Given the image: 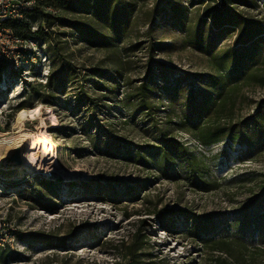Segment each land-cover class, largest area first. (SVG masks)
<instances>
[{"label": "rangeland", "instance_id": "obj_1", "mask_svg": "<svg viewBox=\"0 0 264 264\" xmlns=\"http://www.w3.org/2000/svg\"><path fill=\"white\" fill-rule=\"evenodd\" d=\"M46 1L36 0L37 13L30 19L33 30L41 25L40 13H48ZM123 1L130 15L129 36L120 46L126 48L136 39L143 44L141 50L126 54L124 78L137 80L142 76L149 48L153 46V69L159 86L173 87L179 83L186 91L200 90L195 82L197 76L211 74L213 69L208 57L193 44L202 20L203 6L199 0ZM230 9L264 27V0H254L248 7L233 5ZM200 26L206 47H214L217 53L236 47L240 32L234 26L230 27L235 30L229 31V35L228 32L216 34L210 25ZM43 28L54 37V43L67 42L61 45L62 51L78 68H98L108 74L115 70L114 59H109L108 53L75 43L69 37V29L57 22L51 29ZM41 47L27 46L31 51L26 54L15 51L0 63V133L11 137L22 133L46 134L55 145L54 155L60 169L11 161L15 151L3 154L0 219L10 225L19 245L15 250H0V264H124L120 257L122 244L134 233L140 235L145 247L141 251L143 261L218 264L214 259L219 254L206 252L186 231L182 220H174L173 231L160 226L153 213L160 210L176 214L190 211L210 221L209 235L231 236L237 232L251 246L264 245L258 241V229L264 225V200H260L256 191H251L264 171V138L260 140V149L257 146L250 151L224 141L218 143L223 146L214 154L213 146L200 147L171 126L170 136L186 144L190 153L205 164V178L199 173L191 181L184 175V163L171 164L166 171H158L156 167L121 161L111 155L113 152H96L85 134L81 114H73L71 106L64 102L60 109L48 107L44 99L30 93L31 87L41 88L45 84L49 67L53 65L51 59H45V49ZM124 89L121 87L120 92ZM161 97L167 101L165 95ZM261 100H264V88L245 86L236 118L252 114ZM165 102V111L157 117V129L164 132L168 128L164 117L171 113ZM21 103L28 108L17 112L15 109ZM121 112L108 126L114 137L133 147L155 146L153 131L144 133L142 125H124L127 113ZM20 143L21 158L29 151L31 141ZM154 159L153 164L158 157ZM40 178L53 182L52 197L45 198L43 189L40 198L29 194L33 187L39 188ZM105 181L112 188H106L107 193L99 195L97 185L107 187L109 184ZM228 262L231 263L230 259Z\"/></svg>", "mask_w": 264, "mask_h": 264}, {"label": "trees", "instance_id": "obj_2", "mask_svg": "<svg viewBox=\"0 0 264 264\" xmlns=\"http://www.w3.org/2000/svg\"><path fill=\"white\" fill-rule=\"evenodd\" d=\"M253 2L199 0L203 6L202 20L193 44L208 57L213 73L197 76L195 82L200 85L197 92L194 89L186 91L179 83L173 87L157 84L153 69V46L149 48L142 76L137 80L124 78L126 54L141 50L143 44L136 39L126 48L120 46L129 36L130 15L128 5L123 0H47L46 8L56 10L59 16L40 13L41 25L33 30L30 19L37 13L35 7L27 14L25 21L7 26L17 37L44 47L46 60L53 62L45 84L40 85L41 88L31 87L30 93L44 99L48 107L60 109L64 102L71 106L73 114H81L86 125L85 134L94 151L113 152L111 155L121 161L142 164L147 168L156 167L158 171H166L171 164L184 163V175H188L187 180L191 181L199 173H202L201 178H205V164L190 153L186 144L170 136L171 126L205 148L228 141L250 151L257 146L260 149V140L264 138V100L256 104L252 114L236 118L242 89L249 84L264 88V27L255 21L245 20L230 9L233 5L248 7ZM56 22L70 30L69 37L75 43L108 53L109 59H114L113 73L108 74L98 68L81 69L69 62V57L61 48L67 42L54 43V37L43 30V27L51 29ZM201 24L210 25L216 34L228 32L229 35L236 28L240 32L236 36V47L218 53L213 50L214 47H206L200 35ZM121 87H125L123 92H120ZM161 95H165L166 102ZM164 102L171 108L168 110L171 113L164 117L168 127L165 132L157 129L158 114L165 111ZM176 105L178 108H174ZM26 108L21 103L15 110L18 112ZM174 109L179 110L175 112ZM121 111L127 113L124 125H142L144 133L150 129L153 131L155 146L133 147L127 141L114 137L108 126L110 121L118 119ZM112 113H116L115 116ZM154 157H158V161L153 164ZM108 184L104 188L101 184L97 185L99 195L103 192L106 194V188H112ZM42 189L46 191L45 198L55 194L53 182L42 178L39 188L33 187L29 194L40 198ZM251 191H256L260 200H264V171L260 172V181L253 184ZM128 192L132 191L128 189ZM45 209L50 211L47 207ZM153 213L159 225L168 231L175 229L174 220H182L186 231L206 252L219 254L214 259L218 264H264V245L251 246L237 232L231 236L209 235L207 225L210 221L186 210L177 214L162 210ZM258 241L264 244L262 224L258 229ZM143 245L140 235L132 234L130 240L122 244L120 257L124 264H159L154 260L141 259V251L145 248Z\"/></svg>", "mask_w": 264, "mask_h": 264}, {"label": "built area", "instance_id": "obj_3", "mask_svg": "<svg viewBox=\"0 0 264 264\" xmlns=\"http://www.w3.org/2000/svg\"><path fill=\"white\" fill-rule=\"evenodd\" d=\"M36 0H0V60L9 58V55L15 51H31L27 46L36 45L30 40H24L17 37L14 31L8 27V24L23 22L28 13H31L36 7ZM46 11L52 15H57L56 10L46 8ZM30 53V52H29ZM28 55V53H27ZM46 59V57H45ZM17 62L15 61V64ZM19 240L16 238L10 225L0 219V250L17 249Z\"/></svg>", "mask_w": 264, "mask_h": 264}, {"label": "bare ground", "instance_id": "obj_4", "mask_svg": "<svg viewBox=\"0 0 264 264\" xmlns=\"http://www.w3.org/2000/svg\"><path fill=\"white\" fill-rule=\"evenodd\" d=\"M15 136L11 137L7 134L0 133V137L2 138L0 140V159L4 156L3 154L7 155L11 153V151L16 152L19 148V144H21L20 142H27L30 140L31 147L27 153L22 155L20 162L22 161L27 165H34L43 169H60L54 155L55 145L49 136L43 133L38 135L22 133L18 137Z\"/></svg>", "mask_w": 264, "mask_h": 264}, {"label": "water", "instance_id": "obj_5", "mask_svg": "<svg viewBox=\"0 0 264 264\" xmlns=\"http://www.w3.org/2000/svg\"><path fill=\"white\" fill-rule=\"evenodd\" d=\"M11 161H17L19 164L20 162V149H17L14 156L11 157Z\"/></svg>", "mask_w": 264, "mask_h": 264}, {"label": "clouds", "instance_id": "obj_6", "mask_svg": "<svg viewBox=\"0 0 264 264\" xmlns=\"http://www.w3.org/2000/svg\"><path fill=\"white\" fill-rule=\"evenodd\" d=\"M222 144H218V145H213V148H214V154L218 151H220V149L222 148Z\"/></svg>", "mask_w": 264, "mask_h": 264}]
</instances>
